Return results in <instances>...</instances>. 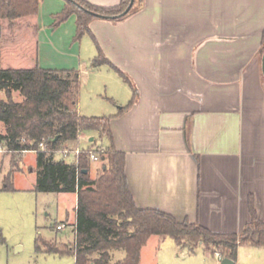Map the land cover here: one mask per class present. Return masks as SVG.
I'll return each instance as SVG.
<instances>
[{"label": "crops", "instance_id": "1", "mask_svg": "<svg viewBox=\"0 0 264 264\" xmlns=\"http://www.w3.org/2000/svg\"><path fill=\"white\" fill-rule=\"evenodd\" d=\"M86 1L112 7L121 0ZM64 6V0H41L35 16L19 20L32 23L33 64L77 69L81 83L96 76L92 97H109L110 115L136 94L111 126L137 205L217 233H240L252 220V205L264 220V0H144L128 17L92 20L95 40L85 34L78 41L76 16L53 27ZM4 36L0 31V41ZM83 40L93 44L86 41V56ZM98 45L133 85L108 65H91ZM0 46L13 54L21 48ZM80 98L81 91L78 110L85 115ZM95 136L83 133L66 145L90 144ZM27 152L35 154L36 183V153ZM75 222L76 214L73 232ZM236 264H264V246H240Z\"/></svg>", "mask_w": 264, "mask_h": 264}, {"label": "trees", "instance_id": "2", "mask_svg": "<svg viewBox=\"0 0 264 264\" xmlns=\"http://www.w3.org/2000/svg\"><path fill=\"white\" fill-rule=\"evenodd\" d=\"M40 1L0 0V21H7L12 28L20 19L35 16ZM64 1L62 11L54 15L53 27L76 16V41L85 34H91L95 40L90 29L92 20L125 18L144 4V0H134L128 13L117 17L131 0H121L112 7L96 6L86 0ZM263 50L264 32L261 54ZM91 65H108L133 85L99 45ZM81 86L77 69L44 68L38 62L29 68L0 65V148L19 154L36 153V191L77 194L74 242L40 238L36 243L38 252L71 255L75 264H140L142 248L154 235L170 236L193 253L200 246L214 256L219 253L222 259L234 261L240 246H264V220L258 218L253 205L252 220L240 233L213 232L200 223L179 221L169 213L139 207L126 176V154L116 147L111 126L113 118L135 103L136 94L116 115L86 116L78 110ZM88 132L98 136L82 149L76 162L56 157L61 149L68 147L66 143ZM91 152L98 153L102 160L94 178L90 175ZM1 189H14L13 176L3 179ZM1 234L0 231V237Z\"/></svg>", "mask_w": 264, "mask_h": 264}, {"label": "rangeland", "instance_id": "3", "mask_svg": "<svg viewBox=\"0 0 264 264\" xmlns=\"http://www.w3.org/2000/svg\"><path fill=\"white\" fill-rule=\"evenodd\" d=\"M31 26L30 20H23L10 30L7 21H0V31L5 34L0 41L2 46L17 43L21 47L20 50H15V54L7 53V49H0V65L3 68L16 66V61L27 68L34 65L36 47ZM86 41L93 45L90 40H83L82 56L87 55ZM260 55H263L261 49ZM94 80H97L96 76L92 77L90 83L86 79L82 82L80 109L87 116L110 115L106 112L114 104L109 97H100L101 100L92 97ZM98 80L105 84L104 79L99 76ZM95 135L98 136L97 133ZM78 145L80 149H85L90 144L87 140H82ZM0 149V187L3 186L5 177L13 176L14 184V189L0 190V264H75L71 255L60 256L36 250V243L40 238L63 243L74 242L75 234L70 225L76 214L74 194L36 191L33 172L35 154L12 153L3 147ZM56 157L64 158L69 163L76 159L74 153L64 157L58 152ZM101 165L102 160L92 162L90 172L93 177H96ZM61 223L65 224V228L57 230V224ZM247 254L242 250V257ZM141 261L142 264H219L217 258L202 247H197L193 253L176 244L172 237L164 235H154L149 239L142 250Z\"/></svg>", "mask_w": 264, "mask_h": 264}, {"label": "built area", "instance_id": "4", "mask_svg": "<svg viewBox=\"0 0 264 264\" xmlns=\"http://www.w3.org/2000/svg\"><path fill=\"white\" fill-rule=\"evenodd\" d=\"M41 146L44 147L43 144H42ZM1 151H2V149H0V152H1ZM81 151H82V149H80L79 146H78V147H76V148H74V149H70V148L66 147V148H64V149H61L59 152L62 153L64 157H67V156H69L71 153H74L75 156H76V159H75V162H76L77 159H78V157H79V155H80V153H81ZM101 151H103V149H102ZM90 158H91L92 161H98V160H100V156H99V154H98V153H95V152H91V154H90ZM56 228H57V230H62V229L65 228V224H63V223H62V224H58V225L56 226ZM216 254H217L219 260L221 261V260H222L221 255H220L219 253H216Z\"/></svg>", "mask_w": 264, "mask_h": 264}, {"label": "water", "instance_id": "5", "mask_svg": "<svg viewBox=\"0 0 264 264\" xmlns=\"http://www.w3.org/2000/svg\"><path fill=\"white\" fill-rule=\"evenodd\" d=\"M133 3H134V0H131L129 5L127 6V8L120 15H118L117 17L123 16L126 13H128V11L132 7ZM262 73H263V77H264V50H263V55H262ZM85 172H86V170H85ZM220 264H236V261H234L233 259H230V258H223L220 261Z\"/></svg>", "mask_w": 264, "mask_h": 264}]
</instances>
